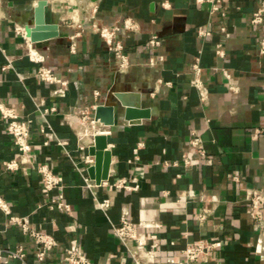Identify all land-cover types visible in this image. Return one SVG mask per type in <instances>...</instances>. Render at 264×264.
Listing matches in <instances>:
<instances>
[{"label": "crops", "instance_id": "0c3cea01", "mask_svg": "<svg viewBox=\"0 0 264 264\" xmlns=\"http://www.w3.org/2000/svg\"><path fill=\"white\" fill-rule=\"evenodd\" d=\"M41 1L46 2L41 9L45 23L59 29L38 48L59 75L70 79L62 97L53 94L56 85L38 76L39 65L28 58L24 38L14 30L15 22L36 27L35 11ZM259 1L223 0L222 11L211 13L209 3L200 5L195 0H40L38 4L0 0V97L21 116L33 119L36 159L49 162L62 174L60 190L72 209L57 211L48 205L33 168L27 173L4 168V161L14 158L17 149L1 115L0 195L14 212L28 216L33 226L53 234L61 246L78 243L95 263L135 264L112 228L128 211L135 222L162 223L159 239L164 256L199 239L214 238L221 239L224 248L204 255L203 262L264 264L256 252L259 227L246 197L249 189L264 191V54L260 52L264 26L250 23ZM95 7L101 25H123L128 18L138 22V30H126L123 37L132 62L127 71L119 70L113 53L90 28ZM222 25L231 33L227 39ZM200 27L212 29V36L200 37ZM80 30L78 51L73 53L67 35ZM151 33L163 38L161 52L166 55V61L155 67L146 64L152 55L147 44ZM220 41L227 52L225 60L218 59L214 50ZM197 56L201 78L209 86L207 100L193 86L191 65ZM72 66H82L83 71L73 74ZM217 67L239 78V97L227 90ZM118 95H124L126 104L147 110L149 116L134 123L125 120ZM115 101L120 116L108 135L113 154L110 176L100 185L95 181L88 185L90 166L83 157L89 153L91 123L82 121L81 113L85 106ZM41 102L57 107L48 120L70 156L56 140L44 144L37 106ZM255 128L261 132L253 136ZM194 132L203 140L204 157L190 143ZM80 145L87 148L81 150ZM184 154L199 163L186 166ZM121 179L136 183L137 188L114 187ZM106 199L110 206L101 209L98 202ZM201 213L207 215L204 221L198 219ZM6 219L0 210V245H23L28 264H40L36 243L19 227L6 229ZM8 264L21 262L14 259ZM47 264H63L61 254L57 252Z\"/></svg>", "mask_w": 264, "mask_h": 264}, {"label": "built area", "instance_id": "2783aa9c", "mask_svg": "<svg viewBox=\"0 0 264 264\" xmlns=\"http://www.w3.org/2000/svg\"><path fill=\"white\" fill-rule=\"evenodd\" d=\"M40 0H34L35 4H38ZM197 4L209 3L211 5V13H218L222 11L223 0H195ZM97 8H93V15L90 18V28L96 32L100 38L106 43L109 51L113 53L118 63L120 71H127L132 65L130 55L126 51V46L123 37L126 34V30H138L139 24L136 20L128 18L124 21L123 25H101L96 21ZM225 15V12H223ZM250 23L254 27L264 26V0H260L256 10L253 12ZM27 27H32L28 23L15 22L14 30L17 34L24 38L23 44L25 46V53L28 58L38 64V76L50 84H54L57 87L53 90V94L59 97L65 96L69 88L70 79L62 77L57 73L55 64L39 50L38 43L45 42L43 39L34 41L31 36L28 35ZM221 33L225 39L231 36L230 31L226 26L220 27ZM60 33V32H59ZM213 30L207 27H200L198 29V35L202 38L212 36ZM82 36V30L76 31L72 34H68L70 51L76 53L78 51V40ZM50 39V38H48ZM147 44L151 49L152 55L149 57L146 63L149 66L155 67L158 64H162L166 61V55L161 52L163 46V38L158 33H151ZM214 50L218 59L225 60L227 58V52L222 41L218 42L214 46ZM260 52L264 54V38L260 41ZM194 72L193 86L197 88L202 100L208 99L209 86L201 78L202 65L201 58L197 56L191 65ZM226 81L227 90L234 96L239 97L241 93L240 80L229 69L224 67H217ZM83 71V67H70V72L75 74ZM161 83L170 86L171 82ZM98 95V92H96ZM108 99V98H107ZM106 99V100H107ZM109 102V100H107ZM115 104L117 102L115 101ZM38 111L43 118V124L41 125V132L45 135V145H48L50 141L56 140V143L64 148V151L70 156L69 152L65 150V142L60 140L52 125L48 120V115L57 111L56 106L46 107L43 102L39 103ZM97 106L89 107L85 106L82 110V121L95 123L99 125V121L95 119V114L92 116V111L95 112ZM0 115L6 123V129L11 135L13 142L16 146V156L10 160H6L3 166L8 171H24L27 173L28 168H33L40 177L42 186L46 191L48 197V205L57 211H71L72 205L66 200L64 193L60 190L63 186L64 178L61 173L56 171L55 166L49 162H43L36 159L34 153L33 144V119L25 118L21 116L16 107L12 103L5 102L0 97ZM104 127L103 125H99ZM111 132V126L107 130V136ZM261 132V129L255 128L252 135L255 136ZM190 143L197 149V153L200 156H206V150L203 145L202 138L195 132ZM90 135V132H89ZM90 143V141H89ZM88 143V149L90 144ZM86 145H80L81 150L87 148ZM110 148V147H109ZM84 161L91 166L94 164V156L90 153L84 155ZM183 161L186 166H193L199 163L198 158H191L189 155H183ZM78 167V164H76ZM86 180L88 185L93 182L91 177L87 176ZM105 182V181H103ZM102 182V183H103ZM136 184V183H135ZM135 184L129 183L126 179H121L114 183L116 188H123L132 190L137 188ZM100 185V184H98ZM53 191H60L56 196H50ZM248 211L252 215L254 221L259 227V233L257 235L256 252L260 254V257L264 259V191L252 188L247 191ZM42 206V205H40ZM98 206L101 209H105L110 206V200L106 199L98 202ZM0 210L6 216L5 228L19 227L23 233L32 239L36 243L35 257L40 264H47L58 252L61 254V262L63 264H102L95 263L88 255L84 253L81 246L78 243L60 245L58 239L51 233L46 232L42 228H36L30 222L28 216H22L19 213L13 211L11 204L0 195ZM206 213L198 215L200 221L206 219ZM162 223L160 221H148L141 219L139 222H135L130 212L125 211L122 214L121 220L118 224H113V232L116 238L125 248V251L129 254L130 258L135 264H207L202 261L204 255L210 254L216 250H222L224 248V242L221 239L214 238H202L197 242L187 245L185 248L180 249L176 254H169L164 256L161 249V242L159 239V233L162 230ZM147 230V231H146ZM27 256L23 245H18L15 248L4 247L0 245V263L8 264L11 260L17 259L21 264H28Z\"/></svg>", "mask_w": 264, "mask_h": 264}, {"label": "water", "instance_id": "95a60500", "mask_svg": "<svg viewBox=\"0 0 264 264\" xmlns=\"http://www.w3.org/2000/svg\"><path fill=\"white\" fill-rule=\"evenodd\" d=\"M46 2L41 1L39 3V7L35 11L36 16V27H27L28 35L33 38L34 41L43 40L49 37H53L58 32V25L56 24H46L44 20V15L41 9L45 6ZM123 107L124 113L123 118L132 123L138 122L140 118L148 117L149 112L147 110H143L139 107H134L132 109H127L125 104L123 103L124 95H118ZM117 104L112 103H101L98 104L95 109V119H101L102 115V123L104 122L106 125H114L115 120L119 115ZM89 153L95 156L94 164L88 168L89 176L95 180L97 184H101L103 181L109 179L111 164H112V150L109 148V141L107 135L97 136L95 145H90Z\"/></svg>", "mask_w": 264, "mask_h": 264}, {"label": "bare ground", "instance_id": "6f19581e", "mask_svg": "<svg viewBox=\"0 0 264 264\" xmlns=\"http://www.w3.org/2000/svg\"><path fill=\"white\" fill-rule=\"evenodd\" d=\"M123 103L125 104V107H127L128 110L132 109L134 107H137V105L135 103H132L130 105L126 104V100H123ZM104 112H105V110L102 111L103 114H104ZM102 115H100L101 119H102ZM105 115L106 114H104V116ZM101 119L100 118L98 119L99 125H103L104 127H100L98 124H96V122L91 124L90 135H89V138H90L89 144L90 145H95L97 136L107 135V130L109 129L110 125H106L104 122L102 123ZM94 160H95V156H94ZM92 180H94V179H92Z\"/></svg>", "mask_w": 264, "mask_h": 264}]
</instances>
